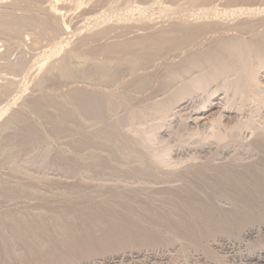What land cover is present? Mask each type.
<instances>
[{"label":"rangeland","instance_id":"1","mask_svg":"<svg viewBox=\"0 0 264 264\" xmlns=\"http://www.w3.org/2000/svg\"><path fill=\"white\" fill-rule=\"evenodd\" d=\"M0 1V190L9 188L18 189L19 191L17 194L21 195L18 196L15 194L16 196L13 195L14 198L9 196L11 199L7 196L0 195V212H2L0 213V262L1 259H5L10 255H14L20 259L21 255L25 252L23 248L26 249V245L34 241V232L30 233L28 231L29 229L25 230L24 227L13 225L5 218V212L6 215L12 212V216L14 215V218L18 220H23L22 218L24 216L36 217V219L39 220L42 218L44 222H47L45 227H50L49 225L55 222L53 224L55 226H51V228L54 227L53 229L57 228V225L60 226L59 223L63 225L69 220L70 223L73 222L74 225L76 224L77 227L79 226L77 229L78 231H76L80 234L83 232V234H89L88 232H90V234H97L94 229L96 230L98 227L103 226V228H105L104 231H107L108 234L111 231V234H109L111 241L110 239H108V241L110 243L113 242L115 247L120 245L119 243L122 241L130 238V240H126V243H121L119 250H121V248L125 249V247L126 250L127 248L128 250L133 249L135 245H138V249L143 252V255L139 256L141 258H136L135 254H133L131 257L124 256L125 258L111 259L110 256L113 254L114 250H112V252L108 250L105 251L106 253L103 252L105 255H100V253L97 255V260L100 262L96 261L95 264H141L148 261L147 264H259L257 257L260 253L258 251L264 248V229L260 231L258 237L247 239L246 242L243 241L241 244L234 242L233 244L225 243L208 249L204 248L202 243H199V241L202 242V239H204V237H202L204 234H201L204 232L203 228L201 229L199 225V232L195 233L194 230L198 231L197 227H195L196 229L194 227L192 228V224H187L182 217L178 218L180 216H174V218L170 217L168 214L169 212L165 209H161L162 212L160 209L156 210L158 207L155 208L154 204L145 205L144 207L142 203H133L134 206L132 205L131 208H133L129 211L126 208H120L119 205L116 206V204H114L115 202L112 201V203L108 198L112 203V205H110L108 203L109 201L106 202L107 196L105 199L103 191L117 186L128 189L134 187H152L163 184L165 181V184H172L174 182L180 183L181 181L179 182V179L173 182H170L169 179H177L175 174L188 171L195 165L198 166L208 161H226L244 158L248 155L251 151H249V147H247L249 146V142L258 137L257 134L259 136H264V39L261 45L250 44L251 39L253 40V38H256L255 36L259 37L262 35L258 33L261 32L260 30L263 32L264 28L258 30L260 32L257 31L258 33L256 34L258 35L255 34L254 36L229 30L228 39H226V41L221 37L217 38L215 41H218V44L213 41L215 44L211 42L208 44L209 46L205 44L206 47L202 46L197 50L192 49L191 52H195V55L188 52L189 50H182L180 53L183 54H179L178 57L189 55L187 58L186 56H182L186 59V62L182 57L178 58L176 56L170 58L169 64H167L168 66L166 65L167 68L164 66L162 68L160 67V69L153 74L154 76L150 80V82L153 83H149L151 85H147L148 88L147 86L144 87L147 88V90H138L139 93H137L134 89V92H132L133 90H126V88L120 87V85H118L120 91L117 87L108 86V84H110L108 76L113 74L114 71L120 70V68H118L115 63L109 62H104L102 63L103 65H99V62H103L104 59L102 53L95 55V57L91 56V58H97L99 55V59L96 60L94 58H92V60L90 57L88 58V56H75L69 54L72 46L77 42L78 36H81L88 28H93L94 22L91 18H88V15H85L86 19H81L83 21L73 23L72 25L70 23L66 24L60 20L58 22L57 19L51 18L45 9H41V7L36 6V4L30 3L31 1H27L28 3L23 0ZM256 1H260V3L262 2L263 4V0ZM18 2L19 4H15ZM56 2H58L57 4H61L60 0H56ZM56 2L54 0V4ZM250 2H254V0H249V3ZM59 6L57 5V8H61ZM61 11H64V9L61 8ZM235 12L238 13L240 17H244L247 11L236 10ZM239 13H241V15ZM231 17H234L233 14L228 13L225 18L229 20ZM69 24L71 26H69ZM214 31H216L215 34L218 35L217 29ZM233 35L235 38H232ZM208 47L210 49H217L210 53H206L207 50H209L207 49ZM176 60L177 63H179V67L177 66ZM170 62L172 64L175 63L177 67L170 64ZM92 64L101 67H95V65ZM181 64L185 66H180ZM169 65L173 67H169ZM125 67L124 70L130 66ZM124 70L122 72H124ZM161 72H163V75L160 74ZM75 89L96 90L100 93L104 92V95L109 93L108 98H110V95L111 97H116L112 100V109L107 111L104 122H102L103 120L101 121L100 118L97 119L98 117L96 118L94 115H88L80 110L81 108L77 106L78 104L74 100L73 95L71 96L72 91ZM124 91L125 95H123ZM127 96L131 97L130 101L129 97L127 99ZM135 96H137V100ZM66 99L71 102H68ZM43 100L44 102L42 103ZM55 101L56 104H61L60 106L66 105L65 108L71 109L73 119L69 117L66 118V116L61 113L60 109L52 104V102L55 103ZM113 101H115V103H113ZM42 108L45 109V112ZM39 111L41 113H38ZM14 115L21 116L25 123L29 122L28 125L42 131V134L40 133L33 141L21 143L20 139L22 137L24 138V136L28 134V131L22 132V123H19ZM44 115L46 117L50 115L49 119L44 118ZM74 115H76L75 118ZM62 125L66 130H63L62 127V130L58 128V130H55L54 126L60 127ZM73 131L75 132L73 133ZM218 132L220 134H218ZM12 134L17 135V138H12L7 141L8 135ZM21 134L23 135L21 136ZM77 134H84L90 138L93 137L91 138L92 141L95 139L93 141L94 145L90 149H87L89 153L91 152L90 154L86 149L82 151L83 149H81V147L80 149L74 148L78 146L80 137V135ZM95 143L98 144V147ZM107 144L110 145V147ZM58 147L61 148L60 150L63 152L66 149L68 153L65 151V155L68 158L71 157L70 163L73 166L71 170L67 168L63 160L58 159L56 155L59 151ZM98 148L100 150H98ZM110 148H112V150ZM91 149H94V151H91ZM109 149L111 152L107 151ZM96 151L98 156L96 155ZM245 151L249 152L246 154ZM108 152L114 155L111 156ZM87 154L89 158L86 157ZM90 155H94L93 157L95 160L94 158L90 159ZM102 157H107L108 159V170L105 169L106 167H100L99 169V166L97 165V168L95 164V161L98 163L99 159ZM86 158L89 161H86ZM90 161H93L92 163L94 164ZM147 162H150V164L152 163L153 169L156 172H160L164 177L161 175V177L156 179L145 175L138 176L134 173L133 175L132 172H130L136 169V167H144L143 165ZM88 163L91 164V167ZM128 169L129 171H126ZM162 177L163 179L165 178V180H161ZM96 193L98 194L96 197L97 199H102V201L104 200L103 202H106L110 206H115L112 207V212L109 211L112 213L111 215L107 211V213L104 211V213L97 212V214L95 210H93L95 212L89 210L88 213L85 212L86 209L80 210L78 213L67 210L71 207L69 205L71 201L81 200V198L91 197V195L95 197V195H97ZM62 194H66V196ZM70 194L71 196H69ZM42 198H45V200H50L52 198L56 199L53 203L55 202L59 205L58 208L52 209L48 207L46 203L47 200L45 201ZM42 201H45V203ZM67 202L69 203L67 204ZM27 204H30L29 208ZM62 204L64 205L62 206ZM74 204L75 203H73V206H75ZM24 206H26V208H24ZM64 206L68 208L65 207V209L63 208ZM3 207L8 209L9 213L7 210L5 211L2 209ZM164 211L165 213H163ZM80 213L82 214L80 215ZM89 213L93 215L92 217H96L95 221L91 219ZM99 213L102 215L100 216ZM125 213H129V215ZM85 215H89V218L85 217ZM143 215H146L147 218ZM122 216L123 218H121ZM97 217H103L104 220H100L101 218ZM130 217L131 220H129ZM86 219H89V221ZM166 220L168 222L170 221V224ZM125 221L128 225H125ZM133 221L135 222L133 223ZM91 223L94 224V227L92 225L93 228L90 225ZM112 223H118L119 226L121 224V227L124 225L128 231H125L124 227L121 229L117 225V227H119L118 230L116 224L114 226ZM97 224L101 225L99 226ZM108 224L111 226H108ZM132 224L134 226H132ZM182 224L184 225L181 226ZM142 225L143 227L141 228L140 226ZM115 227L117 231L114 230L116 229ZM138 227L141 231H139ZM168 227L170 228L168 229ZM135 230L137 231L135 232ZM183 230L186 232L183 233ZM104 231L101 233H104ZM115 231L117 232V237ZM112 232H114V234ZM133 232L137 235L139 233V236L133 234ZM150 232L152 235L149 234ZM155 232H160L159 234L162 233L164 235H159L157 233V240ZM190 232H193L192 235H190ZM129 233H131L132 237H135H133L134 240L129 236ZM140 233L141 236L144 233V236H142L144 240L140 238ZM122 234H126L127 236L125 235L124 237L127 238L125 239ZM145 234L147 236H152H148L147 238L150 242L146 240L147 236ZM186 234L191 236L188 237V239L190 238L189 240H185V237L187 238ZM162 236H164L163 239L166 238L162 240ZM117 238L120 242H118ZM138 238L142 239V241H140L141 243L145 242L143 243L144 245L140 243V246L139 243H136V240H138V242L140 240ZM151 239L153 242H151ZM193 239H196L198 244H195L196 242ZM131 240L133 242L135 241V244H133L134 246H132L133 242L130 243ZM115 241H117L118 244L115 243ZM180 241L182 242V247ZM31 244L32 243H30V245ZM254 249H256V251ZM147 252L150 255H148ZM98 257L106 258V260L98 259ZM152 257L156 258L152 259ZM142 259L143 261L141 262ZM136 260L139 262H136ZM14 262L20 264V261ZM0 264H4V261Z\"/></svg>","mask_w":264,"mask_h":264},{"label":"bare ground","instance_id":"2","mask_svg":"<svg viewBox=\"0 0 264 264\" xmlns=\"http://www.w3.org/2000/svg\"><path fill=\"white\" fill-rule=\"evenodd\" d=\"M11 1H13V0H11ZM17 1H19V0H17ZM23 1L24 2L25 1L26 2L31 1L30 3H34V4H36V6L41 7V9L42 8L45 9V11H47V13L49 14V16H51V18H53L55 20L57 19L58 22H59V20L63 21L66 24L70 23L73 25V23L83 21L84 20L83 18L86 19L85 15H88L89 16L88 18H91L92 21L94 22L93 28H95V29L87 27L88 29L83 34L81 33L82 34L81 36L78 34L79 35L78 40L76 38L77 42L74 41L76 43H75V45H73L75 47L72 46L71 52H69V54L70 55L72 54L75 56L76 55L77 56H88V58L89 57L91 58V56L95 57V55L102 53L104 55V59H103V62L98 61L100 63V64L98 63L99 65H101L104 62H107V63L109 62V63H115V65L118 68H120V70H117L116 72L114 71V73L112 72L113 74H111V75H113V76H111L109 74L111 77L108 76L109 77L108 79H110L109 80L110 84H108V80H107L108 86L118 88L119 87L118 85H120V87L122 86V87L126 88V90L131 89V91H132L134 89L137 93H139L138 90H141V91H142V89L147 90V88H148L147 85L150 86L153 83V82L152 83L150 82L151 78L154 76L153 74H155L157 72V70L160 69V67L162 68L164 66L167 68V66H168L167 64H169L170 58L176 57V56L178 57L179 54H183V53H180L182 50H184V51L189 50L188 52L192 53L193 52V51L191 52L192 49L197 50L200 47L205 46V44L208 45L209 43H211L213 41L215 42L217 40V38L222 37L226 41V39H228L227 36H228L229 30H231V31L234 30L233 32H238V33H242V34H251V36H254L256 33L261 31L258 34L259 35L262 34V35L259 37L255 36L256 38L255 39L253 38V40L251 39L250 44L261 45V44H263V39H264V35H263L264 30H263V32H262V30H260V29L264 28V0H263V4H262V2L260 3V1H256V0H254V2H250V3H249V0L248 1L247 0H60L61 4L60 3L57 4L58 2H56V0H55V2H56L55 4H54V0H23ZM242 1H244V2H242ZM257 2H259V3H257ZM254 3H256V4H254ZM10 4H11V2H10ZM15 4H19V2L15 3ZM57 5L58 6L60 5L59 7L64 9V11H61V8H57ZM236 10H238V11L239 10H246L247 12L244 14V17H240L238 15V13L235 12ZM228 13H232L234 17H231L228 20L227 18H225ZM239 14L241 15V13H239ZM98 16H99V18H98ZM81 19H83V20H81ZM209 21H211V22H209ZM90 23H92V22H90ZM70 24H69V26H71ZM216 29H217L218 35H216L215 34L216 31H214ZM258 30H260V31H258ZM79 32H80V30H79ZM73 33H74V31H73ZM230 33H232V32H230ZM258 34H256V35H258ZM248 36H250V35H248ZM233 37L235 38L234 35L232 36V38ZM229 38H231V37L229 36ZM232 38H231V40H232ZM256 39H258V40H256ZM217 42H215V43H217ZM217 44H216V46H217ZM220 46H221V44H220ZM220 46H218V47H220ZM207 49H209V50H207L206 53H210V52L216 50L217 48L210 49L208 47ZM194 53H192V54H194ZM194 55H191V56H194ZM182 56H184V55H182ZM185 56H186V58L189 57V55L188 56L185 55ZM94 57H92V58H94ZM98 57H99V55L97 56V58H94V59L95 60L99 59ZM181 57H178V58H181ZM184 57H182V59ZM182 59H180V60H182ZM174 61H175V59H174ZM178 61H179V59H178ZM184 61L186 62V59ZM92 63H94V62H92ZM176 63H177V60H176ZM179 63H180V61H179ZM179 63H177L178 67H179V65H178ZM170 64H172V63L170 62ZM92 65H95V64H92ZM99 65L98 66L95 65V67L100 68L101 66H99ZM172 65H175V63ZM182 65L183 64H181L180 66H182ZM125 66L126 67L130 66V67L127 68L126 70H124ZM170 66L171 65H169V67ZM183 66H185V65H183ZM171 67H173V66H171ZM123 70H124V72H122ZM160 71H162V70H160ZM162 73L163 72H161L160 74H162ZM159 76H161V75H159ZM157 77H158V75H157ZM248 81H250V80H248ZM99 83H100V81H99ZM149 83H151V84H149ZM56 85H58V84H56ZM92 86H93V84H92ZM146 86H147V88H144ZM95 88H96V85H95ZM134 90L132 92H134ZM119 91H120V89H119ZM125 91H124L123 95H125ZM149 92H151V91H149ZM102 93H100L96 90L75 89L74 91H72L71 96L73 95L74 100L78 104L77 106H79L81 108L80 109L78 107L80 110L84 111L88 115L89 114L91 116L94 115V117H96V118L98 117L97 119L100 118L101 121L103 120L102 122H104V120L106 119V116H107L106 115L107 111H110V109H112V100L114 99L115 96L111 97V95H110L109 96L110 98H108L109 93L108 94L105 93L107 96L104 95V92H102ZM138 95H141V94H138ZM117 96H119V95H117ZM137 96H135V99ZM141 96H143V95H141ZM128 97L129 96H127V99H128ZM130 98L131 97H129V101H130ZM138 99H139V97H138ZM43 102H44V100L42 101V103ZM68 102H71V101H68ZM113 103H115V101H113ZM52 104H54L55 107L59 108L61 113L64 114L66 116V118L69 117L70 119L71 118L73 119V114L71 113L72 111H71V109H68L67 107L65 108L66 105L65 106L63 105L64 107L60 106L61 104H59V105L56 104V101H55V103L52 102ZM227 105H228V103H227ZM47 107H49V106H47ZM44 110L45 109H43V111ZM38 113H41V112L39 111ZM51 113H50V115H51ZM50 115H48V117H46L44 115L45 117L44 116L43 117L49 119ZM41 116H42V114H41ZM15 117L19 123L20 122L22 123L21 124L22 132L28 131V134L26 136H24V138L22 137L23 138V139L21 138L22 140L20 139L21 143H25L26 141L35 140L37 138V136L42 132V131H39L38 129L32 127L31 125H28L29 122L25 123V121L22 120L21 116H15ZM75 117H76V115H74V118ZM25 118H27V117H25ZM90 123H91V121H90ZM61 127L63 128V130H66V128H64L63 125L60 127L54 126L55 130H58V129L62 130ZM254 127H256V126H254ZM67 129H69V128H67ZM260 129H262V128H260ZM74 132L75 131H73V133ZM93 133H92V135H93ZM218 134H220V133L218 132ZM22 135L23 134H21V136ZM77 135H80L79 140H78V146L74 147V148L80 149V147H81V149H83L82 151H85L84 149H86V150L90 149L94 145L93 141L95 139L93 141L91 139L93 137L90 138L89 136H86L84 134H77ZM257 136L258 137H256L253 141L249 142V146H247V147H249V151L250 150L251 151L250 152L245 151L246 154L248 152L249 153L244 158H237V159H231V160H226V161L225 160L224 161H208V162H206L204 164H200L198 166L195 165L192 169H189L188 171H184V172H180V173L175 174L177 179H171V178L169 179L170 182L171 181L172 182L177 181L179 179V182L181 181L180 183L174 182L172 184H165L166 183V181H165V183L160 184V185L158 184L157 186L145 187V188H135L134 187L132 189L122 188V187H118V186L112 187V188H109V189H106L105 191H103L105 194V199L107 196L106 202L109 201L108 203L110 205H112V203L115 202L114 204H116V206L119 205L120 208L121 207L126 208L129 211L133 208V207L131 208V206L132 205L134 206L135 203H142V204H144V207H145V205L154 204L155 208L158 207L156 210L160 209V211H161V209H165V210H167V212H169L168 214L170 215V217L174 218V216L175 217L180 216L178 218L182 217L187 224L188 223L192 224V228L193 227L194 228L197 227V229L199 227L201 229L203 228L204 232L201 234H204L202 236V237H204V239H202V242L199 241V243H202L204 248H208V249H211L212 247L214 248L216 246H219L220 244H225V243L233 244V242H234L237 244H241V243H243V241L246 242L247 239L256 238L259 236L258 234L260 233V231L262 229H264V136H262V135L259 136L258 134H257ZM12 138H17V135H14V134L8 135L7 141L11 140ZM220 141H221V139H220ZM96 143H97V141H96ZM96 146L98 147V144H96ZM108 146L110 147V145H108ZM60 149L61 148H59V151L57 149L58 152L56 151L57 152L56 155H57L58 159L63 160L64 163L66 164L67 168H69L71 170L73 168V166L70 163L71 157L68 158L65 155L64 152L66 151V149L64 152ZM94 149H91V151H94ZM104 149H102V150H104ZM106 149H108V148H106ZM110 149L112 150V148H110ZM110 149L107 151H110ZM98 150H100V149L98 148ZM73 152H75V151H73ZM104 152H106V151L104 150ZM88 153H89V151H88ZM92 153H94V152H92ZM97 154L98 153L96 151V155ZM109 154H111V153H109ZM76 155H78V154H76ZM100 155H99V157H100ZM112 155H114V154L112 153L111 156ZM93 156L94 155H92L90 159L94 158ZM82 157H84V156H82ZM86 157L89 158L88 154ZM72 159H73V157H72ZM100 159H99L98 163H96L97 161H95L96 166L98 165L99 169H100V167L101 168L106 167L105 169H107V160H108L107 157H105V158L102 157ZM87 160L88 159L86 158V161ZM94 160H95V158H94ZM88 164L91 167V164L90 163H88ZM92 164H94V163H92ZM108 164H109V161H108ZM151 164H150V162H147V163H145V165H143L144 167H141L139 165L140 167H136V169H134L130 172H132V174L134 173L138 176L139 175H145L147 177H153V178L158 179L159 177H161L162 174H160V172H156L153 169V165H151ZM96 166H95V168H96ZM98 166H97V168H98ZM118 169H120V168H118ZM130 169H132V168H130ZM114 170H116V169H114ZM126 171H129V169ZM118 172H120V171H118ZM121 172H123V171H121ZM114 173H117V172H114ZM123 175H124V173H123ZM163 177H162V179L161 178L160 179L165 180V178L163 179ZM166 180H168V179H166ZM170 182H168V183H170ZM78 186H79V184H78ZM141 186H142V184H141ZM53 189H55V188H53ZM18 191H19L18 189H12V188L11 189L10 188L4 189V190L2 189V190H0V195H4L7 197H9V196L13 197V195L18 193ZM73 193H75V192H73ZM92 193H94V192H92ZM58 195H60V194H58ZM62 195L66 196V194H62ZM18 196H21V195H18ZM69 196H71V194ZM73 196H75V195H73ZM82 196H85V195H82ZM97 196H98V194L95 195V197H92V195H91V197H87V198L83 197V199L81 198V200L78 199L77 201L74 200L75 199L74 198L73 199L74 201H71L70 203L67 202V204L69 203V205L71 206L67 210L71 211V212L78 213V211L80 212V210L86 209L85 210L86 213H88L89 210H92V211L95 210L96 212L93 211L95 213H97V212H100V213L103 212L104 213V211L109 212L113 209L112 207H115L114 205L110 206L106 202H103L104 200L102 201V199H100V200L97 199L96 198ZM67 197H68V195H67ZM108 198L111 200V202L112 201L113 202L111 203ZM15 199H16V197H15ZM52 199H50V200L46 199L47 200L46 201L44 198L43 200L46 201L48 207H50L52 209L58 208L59 205H57L55 202H54L55 204L53 203V201L56 199H53V200ZM37 200H38V198H37ZM45 201H42V202L45 203ZM19 202H21V201H19ZM73 203H75L74 204L75 206H73ZM64 204H66V203H64ZM64 204H62V206ZM6 205H7V203H6ZM29 205L27 204L28 208H29ZM137 205H140V204H137ZM45 206H46V204H45ZM65 207L66 206H64L63 208H65ZM72 207H74V208H72ZM24 208H26V206H24ZM66 208H68V207H66ZM2 209H4L5 211L6 210L8 211V209H6L5 207H3ZM147 212H150V211H147ZM167 212H166V214H167ZM0 213H2V212H0ZM8 213H9V211H8ZM11 213L7 214V215H6V212L4 213V216H6L5 218H7V220H9L10 223H12L13 225H17L19 227H24L25 230L29 229L28 231L30 233L34 232L35 234L33 236L34 241L30 242L32 244L30 245V243H29V245H26V249L23 248V250L25 252L23 255H21L20 259H18L19 257H16L14 255H10L9 257H7L5 259H1V262L4 261V264H16L14 261H20V264H95L96 261H98L97 255H99V253H100V255H105L103 252L108 251V250H111V252H112V250H114L113 254L111 256L109 255L111 259L122 258L124 256H130L131 257V255H133V254H135L136 258L137 257L141 258L139 256L143 255L142 254L143 252H141V250L138 249V247H139L138 245H137L138 247L135 245L136 248L134 247L133 249L128 250V248H127V250H126V247H125V249L121 248V250H119L122 242L126 243V240L127 241H128V239L130 240V238L126 237L127 238L126 239L124 237L126 234L125 235L122 234L126 240L122 241L121 243H119L120 245H117V247H115L113 242H112L113 243L112 244L108 241V239H110V241H111V238L109 235V234H111L110 233L111 231L110 232L108 231L109 234L107 233V231L105 232L104 231L105 228H103V226L102 227L100 226L102 223L100 225L97 224L100 226V227H98V229H96V230L94 229V231L97 234H92V233L90 234V232H88L89 234H83L84 232L82 234H80V233H77V231H78L77 229L79 226L77 227L76 224L75 225L73 224V222L70 223L69 220H67V222H65L63 225H61L62 223H59L60 226L57 225V228L53 229L54 227L51 228V226H55V225H53L55 222L53 224L49 225L50 227H48V226L45 227L47 225V222H44V220L41 217L40 218L42 220L36 219V217L32 218L29 216L30 217L29 218L27 216H24L22 218L23 220H18L16 218H14V215L12 216ZM86 213H84V214H86ZM100 213H99V215H100ZM163 213H165V211ZM81 214L82 213H80V215ZM89 214L91 215V219H94V221H95L96 217H92L93 215L91 213H89ZM111 214L112 213H110V215ZM125 214L129 215V213L128 214L125 213ZM132 214H134V213H132ZM126 215H124V216H126ZM148 215H150V214H148ZM94 216H96V215H94ZM143 216L146 217V215H143ZM85 217L89 218V215H85ZM167 217H169V216H167ZM76 218H78V217H76ZM97 218H101V217H97ZM121 218H123V216ZM81 219H82V217H81ZM102 219H103V217L100 220H102ZM124 219H125V217H124ZM129 220H131V217ZM167 220H171V219H167ZM87 221H89V219ZM126 221H127V219H126ZM126 221H125V225L127 224ZM135 221H133V223ZM143 221H144V219H143ZM110 222H111V220H110ZM147 222H149V221H147ZM162 223H164V222H162ZM112 224H114V223H112ZM115 224H114V226H115ZM137 224H138V222H137ZM155 224H156V221H155ZM184 224H182L181 226H183ZM90 225H91V227H92V225L94 227V224L91 223ZM117 225H118V223L116 224V227H117ZM165 225H166V223H165ZM198 225H199V227H198ZM108 226H111V225L108 224ZM132 226H134V225L132 224ZM138 226H139V224H138ZM187 226H184V227H187ZM119 227L122 229L124 227V225H122V227H121V224H120ZM119 227H117L118 230H119ZM140 227L142 228L143 225ZM117 228L114 230L117 231ZM169 228L170 227H168V229ZM189 228H190V226H189ZM165 229L167 230L166 227H165ZM201 229H200V232H201ZM109 230H113V229H109ZM129 230L133 231L132 229H129ZM187 230L189 232L188 228H187ZM102 231H104V233H101ZM116 231H115V235L117 237L118 235L116 234L117 233ZM125 231H128L127 228H125ZM136 231L137 230H135V232ZM139 231H141L140 228H139ZM191 231H192V229H191ZM194 231H195V233L199 232V229H198V231H196V230H194ZM124 232H121V233H124ZM185 232L186 231L183 230V233H185ZM112 233L114 234V232H112ZM131 233H129L130 234L129 236H131ZM155 233H156L155 235H156L157 240H158V234L160 232L159 233L155 232ZM192 233L193 232H190V235H192ZM133 234H136V233L133 232ZM143 234H142V236H144ZM149 234H151V232ZM161 234H159V235H161ZM173 234H175V233H173ZM162 235H164V234H162ZM183 235H185V234H183ZM186 235H187V238L185 237V240L188 239V237H191L188 234H186ZM194 235H197V234H194ZM137 236H139V233ZM140 236H141V233H140ZM142 236L140 238H142ZM148 236L146 237L147 241H149L147 239ZM168 236L171 237L170 235H168ZM133 237L131 236V238H133ZM149 237H152V236H149ZM163 237L164 236H162V240H164L166 238L165 237L163 239ZM124 238H122V239H124ZM134 238L132 240H134ZM140 238H138V239H140ZM112 239H113V235H112ZM117 239H114V240H117ZM142 239H140L139 242H138V240H136L137 241L136 243L140 244L141 243L140 241H142ZM152 239H151V242H153ZM132 240L130 241V243L133 242ZM167 240H165V241H167ZM193 240H195V242L197 241L196 239H193ZM165 241H163V242H165ZM118 242H120L119 239H118ZM134 242L132 243V246H134L133 245V244H135ZM155 242H157V241H155ZM197 242L195 244H198ZM254 242H256V241H254ZM115 243H117V241H115ZM143 243H145V242H143ZM143 243H141V244H143ZM25 244H28V243H25ZM141 244H140V246H141ZM259 245H260V243H259ZM0 246H1V243H0ZM9 246H10V244H9ZM153 246H155V245H153ZM190 246H193V245H190ZM170 247H171V245H170ZM181 247H182V242H181ZM257 247H258V245H257ZM176 248H178V247H176ZM184 248H187V247H184ZM253 248H256V247H253ZM208 249H206V250H208ZM236 249H238V248H236ZM144 250H145V248H144ZM254 250L256 251V249H254ZM142 251H143V249H142ZM167 251H169V250H167ZM258 252H260V253L258 254L257 260H258L259 264H264V248H263V250H259ZM73 253L74 254L76 253V254L74 255ZM205 253H207V252H205ZM71 254H73V255H71ZM147 254H148V252H147ZM148 255H150V254H148ZM151 256H153V255H151ZM99 258L100 257H98V259ZM155 258L156 257H152V259H155ZM204 258H206V257H204ZM100 259H104V261L106 260V258H100ZM142 261H143V259L141 260V262ZM98 262H100V261H98ZM136 262H139V261L136 260ZM148 262L141 263V264H147Z\"/></svg>","mask_w":264,"mask_h":264}]
</instances>
